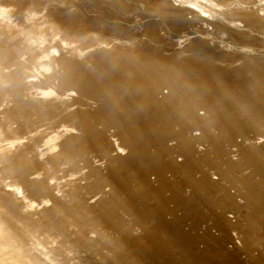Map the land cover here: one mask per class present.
Returning a JSON list of instances; mask_svg holds the SVG:
<instances>
[{"label": "bare ground", "instance_id": "obj_1", "mask_svg": "<svg viewBox=\"0 0 264 264\" xmlns=\"http://www.w3.org/2000/svg\"><path fill=\"white\" fill-rule=\"evenodd\" d=\"M109 1L0 0V119H67L68 134L58 142L55 134L50 158L37 165L24 153L21 163H7L30 194L22 208L41 213L19 216L0 194V264H238L207 232L175 227L176 215L190 219L191 229L214 216L212 227L235 232L245 262L264 264V192L243 178L264 180V129L255 126L264 111V62L246 58L224 68L202 47L215 44L212 30L201 38L165 24L185 17L211 26L220 16L221 36L264 42V0H235L228 9L231 0H141L143 12L131 25L118 14L94 15L95 3ZM122 3L114 5L126 10ZM247 73L255 80L239 82ZM222 111L219 133L255 130V146L261 142L242 147L241 137L235 162L215 157L211 116ZM86 154L89 165L96 158L106 166L81 173L92 176L88 187L63 193L77 185L69 179L56 197L29 179L41 170L53 176L61 166L71 176L89 166ZM235 183L245 185L241 206L227 191ZM9 191L22 193L16 185Z\"/></svg>", "mask_w": 264, "mask_h": 264}, {"label": "rangeland", "instance_id": "obj_2", "mask_svg": "<svg viewBox=\"0 0 264 264\" xmlns=\"http://www.w3.org/2000/svg\"><path fill=\"white\" fill-rule=\"evenodd\" d=\"M86 1V0H84ZM116 0H110L108 7L106 6L107 2L104 4L103 2H97L95 3V7L92 8V12L94 15H97L99 13L103 14H118L120 18L128 19L130 23L128 25H131V23L136 18H133L134 15L140 14L143 12L144 5L141 0H123L122 4L128 5L127 11L122 10L121 8L125 7H116L114 5V2ZM145 1V0H143ZM232 3L228 6H225L226 9L234 7L235 0H231ZM72 9V8H71ZM132 9V10H129ZM235 10V9H234ZM108 12V13H107ZM220 16H217L216 20H213V23H211V26H208L205 24L202 20H191L187 19L185 17H180L173 19L172 21H167L165 24L168 25L167 27L172 30H176V34L184 35L185 33H189L191 36L193 35L190 32H195L197 36H200L201 38L204 36L205 30L210 29L212 30L211 37L214 38L215 44H203V48L210 53V55H213L217 59H221L215 61V64H218L224 68H228L234 65H239L241 63V60H244L246 58H259L261 61L264 62V42L259 41L257 39L248 37L246 38H237L232 39L228 38V36H221V29L225 27L226 23L220 21ZM90 26V25H86ZM85 28V26H84ZM246 30V28H241ZM171 31V30H170ZM254 35V34H253ZM223 37V38H222ZM21 40V37H19ZM144 39V38H143ZM144 40H148L145 38ZM177 41V40H176ZM151 45H153L151 42H149ZM234 45L239 47H244V49L247 52H250L246 54V56H243L242 54H234V52L231 51L230 48H226L228 45ZM91 48L85 50L88 51ZM66 52V51H64ZM236 52V51H235ZM168 54V53H166ZM188 53H184L186 55ZM192 54V52H189V55ZM65 56H68L67 53H65ZM176 59V58H174ZM247 78L239 79V82L248 83L254 81V77H252L249 73H247ZM254 85V84H253ZM249 86V84H248ZM224 109V108H223ZM233 108L229 109L231 111ZM224 111L229 112L224 109ZM201 113V112H200ZM217 116L213 117L211 116V123L213 126H210V129L213 130L215 133L217 131V127L219 128L223 122H225L226 117L225 113L222 111L221 115L219 116V113L217 112ZM260 117L258 119H255V126L257 128L264 129V111L260 113ZM67 119H0V194L6 196V202L11 206L12 209L16 210V213L19 216H27L30 219H36L39 217L41 213V209H36L33 211H28L25 208H22V196L30 195L28 194L23 186L19 183V179L15 177L12 173H10V170L8 169L7 163L12 162L13 164H19L21 163V158H19L17 155L18 153H24V161H26L28 164L31 165H37L38 163H41L43 160L50 158L51 151L47 150L50 144H52L51 138L55 134L60 136V138L57 139L58 141L64 140L68 134L65 135V130L67 126ZM255 131V130H254ZM254 131H246L244 132V135L241 136L246 141L242 144V147H249L251 149H256L261 142L255 146L253 142V138L255 136ZM112 130H106L105 136H104V142L106 141L107 144H109L110 140L113 139L111 135ZM198 132V131H196ZM193 132V133H196ZM218 135L214 139V144L218 147V151L215 154V157L219 159L222 163L227 162H235L237 159L242 156V147L240 144L241 137L240 136H229L224 132L219 133L217 131ZM16 141V144L11 146V142ZM20 143V144H19ZM173 141H168V144H172ZM240 145V146H239ZM203 146H199L201 148ZM113 154V149H112ZM86 158L89 165V159L88 155L86 154ZM92 162L89 166H86L85 168L75 169L73 170L71 176H63L65 173V166H61L59 171H57L53 176H47L46 172L48 170H41L38 175H31L29 179L38 178L40 179V182L45 186L46 189L50 191L53 195H59L57 192V189H64L65 185L68 183L67 181L69 179H76L77 185H67L65 187V191L63 193H70L71 190L74 187H88L90 185L92 176L85 174L84 176L81 175L82 172H86L88 169L92 170H100L101 172H104L105 163L102 164V166H99V162H96V158H91ZM177 160H180L177 158ZM94 162V163H93ZM103 162V161H102ZM246 168V167H244ZM45 172V174H44ZM243 174L246 173V171L242 172ZM211 176L209 178L214 179L216 178L215 175L210 174ZM176 177V176H174ZM173 177V178H174ZM243 178L246 180V184L248 186H257L256 188L258 190H261L264 192V180L260 179V176L257 174L250 175L248 177H245L243 175ZM151 182H155L154 176H150L149 179ZM10 185H16L17 187H20L22 190V193H13L9 191ZM70 188V189H69ZM31 191V189H29ZM228 193H235L234 202L239 204L243 203V197L240 193L245 191V185L243 187L239 186L238 184H233L230 189H227ZM101 195L100 193H97ZM33 203H40L39 198H36L32 196V198H29ZM96 199V198H94ZM151 202V200H150ZM92 202H85L84 205L90 206ZM40 206V204H39ZM179 214V212H177ZM230 219H234L232 217V214L229 212L226 214ZM175 220H172L174 222V226L178 227L180 229H190L193 233H201V232H207L210 234V236H213L214 238H217L218 240L222 241L223 245V252L231 254L235 260L238 262V264H249L245 262V253L239 248L240 242L239 239L235 236V232L231 231L229 233H226L223 230H220L216 227H212L210 224V221L212 222L213 217L209 216L208 219H202L200 220L194 229H191V220L190 219H181L178 217V215L175 216ZM264 233V232H263ZM108 234V233H107ZM109 239H112V235L108 234ZM230 237V238H228ZM258 248V247H257ZM37 253V251H34ZM37 258L43 259L42 255L37 254ZM67 264V263H66Z\"/></svg>", "mask_w": 264, "mask_h": 264}, {"label": "clouds", "instance_id": "obj_3", "mask_svg": "<svg viewBox=\"0 0 264 264\" xmlns=\"http://www.w3.org/2000/svg\"><path fill=\"white\" fill-rule=\"evenodd\" d=\"M190 6L195 7V5H190ZM204 14L207 15V13H204Z\"/></svg>", "mask_w": 264, "mask_h": 264}]
</instances>
